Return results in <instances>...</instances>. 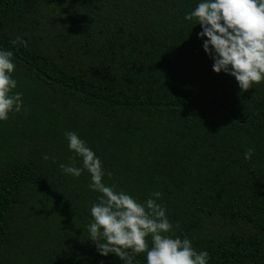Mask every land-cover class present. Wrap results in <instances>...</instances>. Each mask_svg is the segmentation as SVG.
<instances>
[{
	"label": "trees",
	"instance_id": "1",
	"mask_svg": "<svg viewBox=\"0 0 264 264\" xmlns=\"http://www.w3.org/2000/svg\"><path fill=\"white\" fill-rule=\"evenodd\" d=\"M198 2L0 0V50L27 107L0 122V264H122L89 240L100 194L87 171L60 170L82 166L66 131L108 185L140 202L159 191L209 264H264V82L242 92L212 71L183 18Z\"/></svg>",
	"mask_w": 264,
	"mask_h": 264
},
{
	"label": "clouds",
	"instance_id": "2",
	"mask_svg": "<svg viewBox=\"0 0 264 264\" xmlns=\"http://www.w3.org/2000/svg\"><path fill=\"white\" fill-rule=\"evenodd\" d=\"M183 18L201 27L197 38L213 62L214 73L233 77L242 92L264 82V0H199ZM15 67L13 53L0 50V122L27 111L22 93L14 91ZM64 135L69 151L81 159L82 166L76 167L75 161L61 163L60 170L73 178L87 171L89 190L100 194L90 207L92 219L86 226L100 256L112 254L122 264H134L135 256L141 253L146 264H209L207 251H197L190 239L175 235L179 225H173L166 208L157 203L159 191L140 202L115 184L108 185L105 176L110 179L112 173L106 172L88 143L73 131ZM253 152L247 149L244 159L250 160Z\"/></svg>",
	"mask_w": 264,
	"mask_h": 264
}]
</instances>
